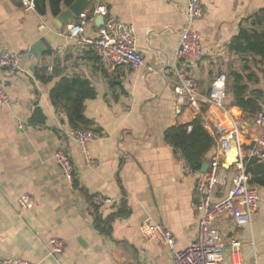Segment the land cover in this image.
<instances>
[{
	"label": "crops",
	"instance_id": "obj_1",
	"mask_svg": "<svg viewBox=\"0 0 264 264\" xmlns=\"http://www.w3.org/2000/svg\"><path fill=\"white\" fill-rule=\"evenodd\" d=\"M94 2L86 0L81 12L88 14ZM98 3L106 5L118 20L135 27L143 66L134 70L121 65L109 72L101 67L90 46L66 35L68 25L78 16L58 27L56 16L48 10L39 14L34 8L25 10L20 0H0V48L17 54L31 49L39 38L49 45L40 57L20 61L22 70L0 69V81L9 96L8 104L0 105V257L14 256L33 264H172L169 246L142 237V224H162L178 250L196 237L199 212L194 172L200 169H188L163 138L168 126L189 123L198 116L189 110L175 113L173 88L167 78L187 2ZM262 7L264 0H203L202 16L195 25L202 55L190 70L202 101L201 114L207 108L203 100L211 80L230 70L242 72V61L229 50L228 43L240 22ZM67 9L62 6L60 13ZM83 35L97 36L95 19L85 22ZM39 67H45L50 81L35 77ZM252 68L258 80H250L249 87L263 91L264 108V81L259 69ZM73 76L88 80L95 91L93 98L84 101V115L100 133L87 143L90 161L75 139L65 133L70 128L66 115L55 110L49 99L55 82ZM225 102L240 129L238 144L246 147L254 133L253 114L230 107V93ZM36 106L45 117L41 125L29 120ZM203 126L214 136L209 121H203ZM57 149L70 156L77 187L68 183L57 165ZM236 150L232 143L221 162ZM215 151L214 141L202 165ZM257 187L260 200L249 224L233 225L226 216L215 222L221 233L223 264H264V186ZM223 193L218 188L213 200ZM95 194L110 200L98 206L102 218L116 211L121 201L130 210L110 222L108 233L94 226L87 196ZM23 196L30 199L26 207L19 204ZM53 237L63 246L59 253L50 255L48 241ZM233 240L240 242L237 263L230 254Z\"/></svg>",
	"mask_w": 264,
	"mask_h": 264
},
{
	"label": "built area",
	"instance_id": "obj_2",
	"mask_svg": "<svg viewBox=\"0 0 264 264\" xmlns=\"http://www.w3.org/2000/svg\"><path fill=\"white\" fill-rule=\"evenodd\" d=\"M25 10L33 9V0H20ZM185 20L180 31L178 45L173 54V66L167 74L173 88L175 113L189 110L200 116L202 121L210 122L214 132L216 145L213 154L203 172H194L195 207L199 212L196 237L182 250L174 247V239L162 224L145 222L140 233L145 239L157 240L170 248L172 264H223L224 254L221 243V233L215 222L218 217H228L233 225L249 224L260 200L258 187L250 182L251 174L247 164L251 159L264 160V108L253 114L254 133L246 147L238 144L240 132L238 123L232 117L225 100V74H217L210 83L209 91L204 97L207 105L201 114L202 101L195 88L190 70L195 61L202 55L200 36L195 28L203 12V0H186ZM102 17V23L97 25V36L89 38L83 35L87 20L93 22L96 16ZM66 35L78 43L90 46L96 53L101 67L109 72H115L117 67L127 65L131 69L143 66V56L136 45L135 27L125 23L109 13L106 5L95 0L92 10L87 14L81 12L78 18L67 27ZM34 57L31 49L13 54L0 48V69L22 70L20 61ZM9 96L0 81V105L8 104ZM65 133L75 139L87 161L90 156L87 150L89 140L98 138L99 132L92 129H67ZM236 141V160L224 167L221 156L226 155L232 141ZM54 159L68 183L74 181V165L64 149L54 152ZM232 167V168H231ZM218 188L223 189V196L213 200ZM92 203L99 206L109 203V199L101 194L92 196ZM22 207L30 204V199L23 196L19 200ZM49 254L54 255L62 250L63 243L55 237L50 238ZM240 242H231L230 254L235 258L239 252ZM0 264H33L25 259L8 256L0 257Z\"/></svg>",
	"mask_w": 264,
	"mask_h": 264
},
{
	"label": "trees",
	"instance_id": "obj_3",
	"mask_svg": "<svg viewBox=\"0 0 264 264\" xmlns=\"http://www.w3.org/2000/svg\"><path fill=\"white\" fill-rule=\"evenodd\" d=\"M73 1L33 0V6L37 13L45 14L48 10L55 17L61 12L62 6H69ZM228 48L242 61V72L230 70L225 75V85L230 93L229 106L236 107L249 115L255 114L262 109L263 91L250 89L249 81L258 80L253 66L259 69L261 79L264 81V7L240 22L237 33L228 43ZM34 75L42 82L51 80L46 74L45 67L37 68ZM94 96L95 91L89 81L79 76L61 77L49 91L52 106L66 115L67 124L71 129H92L99 132V129L93 127L94 122L84 115V101ZM29 120L35 125L44 123L45 117L39 107H34ZM163 138L191 171L201 168L205 153L214 144V138L204 128L200 116H196L189 123L168 126L163 132ZM247 171L251 174L252 184L264 186V160L251 159L247 164ZM72 185L77 187L75 174ZM91 199L92 196H87L94 212V226L101 233H108L110 222L115 217L130 213L125 203L121 201L116 211L102 218L98 206L93 204Z\"/></svg>",
	"mask_w": 264,
	"mask_h": 264
},
{
	"label": "water",
	"instance_id": "obj_4",
	"mask_svg": "<svg viewBox=\"0 0 264 264\" xmlns=\"http://www.w3.org/2000/svg\"><path fill=\"white\" fill-rule=\"evenodd\" d=\"M85 1L86 0H74L69 6L68 9L62 13H59L58 16L55 17L54 22L57 24V26H61L62 23H64L65 21H67L69 18L71 17H75L78 16L82 9L85 6ZM58 22L60 24H58ZM95 22L96 25L100 26L102 23V17L101 16H96L95 18ZM49 48V45H47L46 41L43 38H39L37 41H35V43L33 44V46L31 47V51L33 52V54L38 58L40 57L41 53L45 51V49ZM252 124V121H251ZM232 143L234 145H236V141L233 140ZM235 154L236 152L233 151L232 156L228 157V159L225 161V163H223L224 167H228V164L234 162L236 160L235 158ZM208 164V163H207ZM207 164H203L200 168V172H203L206 167Z\"/></svg>",
	"mask_w": 264,
	"mask_h": 264
},
{
	"label": "rangeland",
	"instance_id": "obj_5",
	"mask_svg": "<svg viewBox=\"0 0 264 264\" xmlns=\"http://www.w3.org/2000/svg\"><path fill=\"white\" fill-rule=\"evenodd\" d=\"M228 93H229V91H228V89L226 88V94H227L226 100H227V98H228Z\"/></svg>",
	"mask_w": 264,
	"mask_h": 264
}]
</instances>
